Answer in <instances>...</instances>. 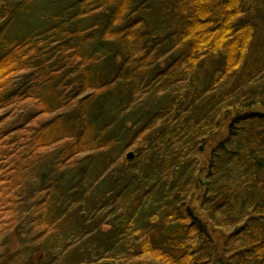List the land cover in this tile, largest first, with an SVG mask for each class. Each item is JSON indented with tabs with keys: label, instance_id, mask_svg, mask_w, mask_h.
Segmentation results:
<instances>
[{
	"label": "trees",
	"instance_id": "trees-1",
	"mask_svg": "<svg viewBox=\"0 0 264 264\" xmlns=\"http://www.w3.org/2000/svg\"><path fill=\"white\" fill-rule=\"evenodd\" d=\"M21 1L0 114L34 108L0 115V200L35 184L0 264H264V0H47L19 27Z\"/></svg>",
	"mask_w": 264,
	"mask_h": 264
},
{
	"label": "rangeland",
	"instance_id": "rangeland-1",
	"mask_svg": "<svg viewBox=\"0 0 264 264\" xmlns=\"http://www.w3.org/2000/svg\"><path fill=\"white\" fill-rule=\"evenodd\" d=\"M21 3V0H13L12 6L13 8L19 7ZM61 5L62 2L48 3L47 0H34L23 7V16L19 18L18 26L22 27L24 25L25 27V20H40L42 14L46 15L47 12L54 13L57 9H60ZM37 24H39V22H37L36 25ZM33 106L34 105H32L29 101L19 103L18 106H11L0 115H5L4 117H7L3 121L8 124L10 128H12V126L14 128L19 127L21 129L20 133L26 132L31 129V127L27 125L26 118L28 114L33 111ZM48 119V116H44L42 121H46ZM29 136L30 135L28 134L23 135L24 138ZM130 152L134 151H126L125 156L127 157V154ZM135 157L132 161L135 160ZM42 162L43 160L41 163ZM29 178L30 177H26V179L20 183V188L16 190L18 191L17 200H13L9 194L7 198H4L3 202L0 200V256L3 254L6 247L9 248V250L11 249V251H15L19 248L20 239L24 240V236L27 237L28 235L26 228V230L21 232L22 237L19 239L16 229L21 222L25 221V219L28 220V215L30 213V207L33 201L32 191L34 190L33 187L35 181L34 179ZM4 193H6V191ZM0 197H2L1 192ZM196 199L199 200V196L196 197ZM200 204V200L195 201L192 203L191 208L197 216L203 217L204 213L201 211ZM213 238H215V240L217 239V235L214 233Z\"/></svg>",
	"mask_w": 264,
	"mask_h": 264
},
{
	"label": "water",
	"instance_id": "water-1",
	"mask_svg": "<svg viewBox=\"0 0 264 264\" xmlns=\"http://www.w3.org/2000/svg\"><path fill=\"white\" fill-rule=\"evenodd\" d=\"M135 155H134V152H130L129 154H127V160L128 161H132L134 159Z\"/></svg>",
	"mask_w": 264,
	"mask_h": 264
}]
</instances>
